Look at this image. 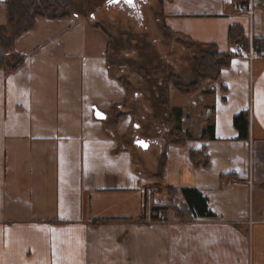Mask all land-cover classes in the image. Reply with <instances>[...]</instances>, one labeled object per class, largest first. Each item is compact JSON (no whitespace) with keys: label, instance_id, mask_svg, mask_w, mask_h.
<instances>
[{"label":"crops","instance_id":"obj_1","mask_svg":"<svg viewBox=\"0 0 264 264\" xmlns=\"http://www.w3.org/2000/svg\"><path fill=\"white\" fill-rule=\"evenodd\" d=\"M234 2L248 9L237 12ZM160 13L171 33L215 43L219 51L233 53V24L249 42L264 40V0H161ZM45 19L52 21L41 34L65 24L80 28L72 16ZM90 22L92 35L98 28ZM54 42L27 46L18 51L25 55L19 67L0 69V264H253L249 233L264 224V203L253 200L256 190L264 192V49L253 58L235 54L215 80L201 81L191 100L205 108L181 109L185 145L161 153V172L147 171L145 160L137 177L128 154H113L109 136H98L95 97L82 92L87 68L73 60L79 51ZM106 42L98 75L107 86ZM101 101L111 105L108 89ZM245 109L248 137L241 139L233 116ZM208 121L211 139L201 136ZM202 146L210 164L195 167L187 150ZM167 168L178 178L166 185L168 193L148 199L141 175L160 179ZM185 186L205 197L213 215L153 218L155 204L182 200Z\"/></svg>","mask_w":264,"mask_h":264},{"label":"rangeland","instance_id":"obj_2","mask_svg":"<svg viewBox=\"0 0 264 264\" xmlns=\"http://www.w3.org/2000/svg\"><path fill=\"white\" fill-rule=\"evenodd\" d=\"M69 1L71 2L69 11L73 13L72 19L78 23L80 30L66 29L65 24L58 29V33L41 34V29L52 21L41 19L16 42L12 51H22L27 46L33 45H53L55 38H58V45L79 51L74 55L73 60L76 63L83 62L84 68H87L83 80L81 78L83 95L95 97L91 106L97 107L104 113L103 118L97 119L101 127L98 136L99 138H104L105 135L109 136L106 140L108 144L109 141L112 144L113 154L116 155L119 152L128 154L131 174L139 177L138 168H141L145 160L147 171L156 166L160 167L161 153L167 152L170 147L168 130L173 122L168 117L170 108L180 105L184 111L187 105L190 110L198 108L201 112L205 108L201 99H196L195 104L191 100L194 95L181 93L173 85L174 80L183 86L195 78L189 65L193 47L181 36L163 29L160 0H140V11L135 14L131 13L132 8L128 6L120 7L116 4H109L105 9L107 0ZM5 9V0H0V24L6 25ZM85 17L91 22L98 23L110 34V39L113 40L112 52L117 51V55L110 59V73L113 74V79L109 74L107 86L98 75L106 36L101 29H98L95 34H88L87 25L89 23ZM88 53L91 55L88 56ZM107 55L109 58V53ZM119 61H122L121 66H118ZM116 77L125 81L126 92L124 87L117 82ZM107 89L109 99L112 100L111 105L109 103L104 105L101 101V97L104 96ZM123 91L126 97H122ZM119 112H124V117L116 119L114 122V116ZM197 129L196 126L195 131ZM191 131L193 133V129ZM138 139H147L150 144L144 147L136 142ZM165 173V177H162V173L160 179H156L150 172H147L141 175V179L145 186L153 181L158 182L161 187L157 191L164 190L166 194L168 193L166 185L178 177L171 168L165 169ZM168 175L170 180L167 179ZM147 196L149 199L151 194ZM250 197L247 193L245 201ZM169 199L171 198H168L162 206L167 207L170 204ZM253 200L255 204L262 205L264 192L256 190ZM134 209L135 206L131 207V212ZM138 209L141 210V213L148 210L143 203L139 204ZM249 239L250 248L251 239L253 240V264H264V224H259L253 234L250 230Z\"/></svg>","mask_w":264,"mask_h":264},{"label":"trees","instance_id":"obj_3","mask_svg":"<svg viewBox=\"0 0 264 264\" xmlns=\"http://www.w3.org/2000/svg\"><path fill=\"white\" fill-rule=\"evenodd\" d=\"M5 2L7 24H0V69L2 68L4 70H14L23 63L25 55L12 51L15 40L18 36L32 29L41 19L65 18L73 14L69 11L71 5L69 0H5ZM79 4L81 3L79 2ZM90 23L93 27L101 29V31L106 35V64L109 74L112 77L113 74L110 73V59L112 56L117 55V51L115 53L112 52L113 40L110 39V34H108L107 31L98 23ZM161 26L164 30L171 33L168 27L164 25L163 21ZM227 35L231 42L240 44L244 49L248 48L249 39L244 36L243 28L240 25H230L227 30ZM184 39L193 47V51L190 54L191 63L189 65L195 78L183 86L174 80L173 85L181 93L192 95L198 91L201 81L204 79L209 78L211 80H215L218 71L222 67L229 65L231 58L235 55V53L219 51L215 43L198 42L188 38ZM251 41L253 44L258 45V51L261 52L264 49L263 39L252 37ZM108 53L109 58L107 55ZM121 62L118 63V66L122 65ZM116 78L117 82L124 87V91L126 92L125 89L127 85L125 81L119 77ZM125 92L123 97H126ZM165 104L167 105L166 101ZM168 112V117L173 120L172 126H170V129L168 130L169 143L176 146H183L186 143V137L185 132L181 127V107L174 105ZM123 115L124 112L116 114L114 116V122H116V119L119 120V118L124 117ZM248 123L247 109L242 110L233 116V124L237 129L238 138L245 139L248 137ZM201 136L202 138L209 139L213 137V124L210 121L205 124L201 131ZM187 157L195 167H208L210 164V157L205 152V148L203 146L200 149H188ZM163 169V164H161L158 172L163 171ZM180 194L183 196V199L180 200L176 197L171 198L169 199L170 204L167 205V207H159L157 206L158 203L155 204L156 206H154L152 210H154L156 214H154L153 218L158 219L159 215H164V218L168 216L188 220L197 216L213 215V213L207 208L205 197H203L196 188L189 186L182 187L180 189Z\"/></svg>","mask_w":264,"mask_h":264},{"label":"built area","instance_id":"obj_4","mask_svg":"<svg viewBox=\"0 0 264 264\" xmlns=\"http://www.w3.org/2000/svg\"><path fill=\"white\" fill-rule=\"evenodd\" d=\"M233 7L235 8V10L237 12H244L248 9L245 5H242L238 2H234ZM257 49H258V45L253 44L252 41H250L247 49H244L240 44L237 43L233 47L232 50H233V53H235V54L246 53L247 57L253 58L259 53V51ZM157 189H159V186L157 184H149L145 187V194H151L153 192H156ZM262 215H263V217H262L261 221L264 223V206H263ZM164 217H165L164 215H159V219H164Z\"/></svg>","mask_w":264,"mask_h":264},{"label":"flooded vegetation","instance_id":"obj_5","mask_svg":"<svg viewBox=\"0 0 264 264\" xmlns=\"http://www.w3.org/2000/svg\"><path fill=\"white\" fill-rule=\"evenodd\" d=\"M107 5L105 7V9L108 8L109 4H116V5H119L120 7H124V6H128V7H131V13L135 14L136 12L138 13L140 11V0H134L133 4H128L125 2V0H117V1H114V0H107ZM130 10V9H129ZM109 14V10L107 12Z\"/></svg>","mask_w":264,"mask_h":264},{"label":"water","instance_id":"obj_6","mask_svg":"<svg viewBox=\"0 0 264 264\" xmlns=\"http://www.w3.org/2000/svg\"><path fill=\"white\" fill-rule=\"evenodd\" d=\"M114 1H117V0H114ZM93 115L97 119H101L104 117V113L95 106H93ZM136 142L138 144H142L144 147L147 146V144H148L147 140L138 139V140H136Z\"/></svg>","mask_w":264,"mask_h":264},{"label":"snow or ice","instance_id":"obj_7","mask_svg":"<svg viewBox=\"0 0 264 264\" xmlns=\"http://www.w3.org/2000/svg\"><path fill=\"white\" fill-rule=\"evenodd\" d=\"M125 2L131 5L133 4L134 0H125Z\"/></svg>","mask_w":264,"mask_h":264}]
</instances>
